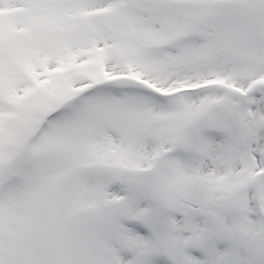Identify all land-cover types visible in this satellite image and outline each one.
<instances>
[{
  "label": "snow or ice",
  "instance_id": "obj_1",
  "mask_svg": "<svg viewBox=\"0 0 264 264\" xmlns=\"http://www.w3.org/2000/svg\"><path fill=\"white\" fill-rule=\"evenodd\" d=\"M0 264H264V0H0Z\"/></svg>",
  "mask_w": 264,
  "mask_h": 264
}]
</instances>
